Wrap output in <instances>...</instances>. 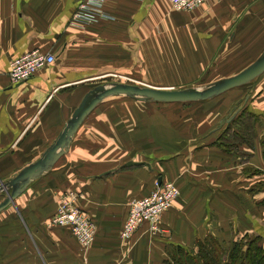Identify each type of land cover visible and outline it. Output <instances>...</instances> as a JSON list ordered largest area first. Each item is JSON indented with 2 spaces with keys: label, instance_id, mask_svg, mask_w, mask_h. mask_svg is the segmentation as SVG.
Listing matches in <instances>:
<instances>
[{
  "label": "crops",
  "instance_id": "obj_1",
  "mask_svg": "<svg viewBox=\"0 0 264 264\" xmlns=\"http://www.w3.org/2000/svg\"><path fill=\"white\" fill-rule=\"evenodd\" d=\"M82 1L0 0L1 181L47 150L89 91L90 81L114 73L143 85L186 88L200 84L219 62L237 58L251 37L264 36V0H209L192 12L176 11L170 0H104L99 15L85 25L74 22ZM261 47L264 41L253 52ZM34 50L54 54L56 64L11 84V62ZM249 91L243 104L256 121L251 131L248 125L232 129L250 135L237 145L238 152L217 145L226 114L219 116L222 105L211 109L213 100L190 105L193 136L172 147L169 141L164 146L163 133L170 129L167 116L161 127H155V113L146 112L139 120L143 112L136 108L137 100L124 97L134 103L125 115L98 113L104 125L97 134L100 140H88L84 134L89 136L95 126L82 125L76 135L83 137L76 140L75 135L53 170L18 198L15 211L24 215L30 229L26 233L23 223H14L18 227L1 244L0 264H25L29 258L32 264H174L172 258L179 262L187 257L175 247L196 256L197 243H209V237L226 251L245 235L261 236L264 244V73ZM160 131L159 147L165 151L159 154L153 148L159 142L153 140ZM109 151L115 154L107 159ZM156 179L174 182L180 192L160 220L162 233L150 234L143 226L121 245L119 232L129 203L148 197ZM43 181L49 191H35ZM64 190L81 193L77 206L97 224L96 239L86 253L69 230L48 225L56 198L50 211L46 202Z\"/></svg>",
  "mask_w": 264,
  "mask_h": 264
},
{
  "label": "rangeland",
  "instance_id": "obj_2",
  "mask_svg": "<svg viewBox=\"0 0 264 264\" xmlns=\"http://www.w3.org/2000/svg\"><path fill=\"white\" fill-rule=\"evenodd\" d=\"M262 41H264V36L260 35V36H256L255 38L251 37L250 38V44H247V47L243 48L245 50L243 53L240 52L241 54L240 53L237 54V58H235L233 61L227 62V63L223 62V61L219 62L220 65L217 66L216 68H214L213 72H212V70H208V72L205 73L202 76L201 80L199 81L200 84L198 83V84H194L192 86H186V88H189V87L190 88L191 87L192 88H200V87L206 86V85H208V84H210L212 82L214 83L217 80L223 79L224 77L228 78L231 75H235L237 73L242 72L248 65H250L253 61H255V59L264 50V48L261 47L260 49H258V51L256 53L253 52V50H255V48L260 47V44L262 43ZM114 82L126 83V84H129V85L130 84L143 85L141 82H139V81L137 82V81L133 80L132 78L128 79L127 77L111 73L110 75H107L106 77H101V79L99 78L97 80L90 81L86 88H87V90L91 89V88L93 89V87L94 86L96 87V85L114 83ZM144 85H146V84H144ZM147 85H149V84H147ZM256 85H257V83L254 84V86L251 87V90H253V88L256 87ZM149 86H154V85H149ZM154 87H157V86H154ZM158 87L159 88H165L164 86H158ZM174 87L175 88H173V89H180V88H178L180 86H174ZM182 88H185V86H182ZM239 88H237L235 90L232 89L231 91L225 93V95H222V96L216 98L215 100H213L214 102L213 101L210 102L209 104H210V106H212L211 109L218 110L220 105L224 106L223 107L224 110L222 109V110L218 111L219 116L226 114L225 116L227 118V116L229 117L230 114H232V116H233L232 122H233L237 118V115H239L240 112L242 111V108H240V106L239 107L236 106L235 104L237 103V101L244 100L243 99L244 96L250 92L249 91V86L248 87H243L242 90L239 89ZM234 95H235L234 100L230 101L231 98H232L231 96H234ZM125 100H127V99H125L124 97H122L121 99L120 98L117 99V97L116 98L113 97V98H109V99L105 100L102 103V105L101 104L98 105L93 110V112L90 114L89 118L84 120V122L82 123V125L88 126V127L90 125H94L95 126V128L91 130V133H90L89 136H88V134H86V135L84 134V136H86L87 139L88 140L90 139L91 141L92 140H100V139L97 138L98 137L97 134L100 131L103 132L104 129L102 130V128L104 127V125H103V123L100 120H98L100 118L96 117V115L98 113H101V115H108L110 111H114V112H116V114L121 112V114L125 115L126 112L134 110L133 109L134 106L132 105L134 103H132L131 101L130 102H125ZM239 103H238V105H239ZM226 104L229 105V108L227 110L225 109L226 107H228V106H226ZM136 108L138 110H142V111H139V112H143L142 113L143 116L139 118V120H141V121H143V119L145 118V115H146L145 113L146 112H148V114L150 113V115H153V113H155V117H153V122L155 123V127L156 126L161 127V125H162V122H161L162 117H166L167 116L166 117V121L169 123L170 129H169L167 134L163 133V134L167 135V140L164 142L166 144L164 146H168L167 143H169V142L171 143L170 144L171 147H172V145L173 146L176 145L178 143V141H180L183 144L186 143V142L188 143V141L191 139L190 137L193 136L192 135L193 132H190L191 128H192V124H191L192 121H190V119L188 117V115H189L188 112H192L193 111V107L190 106V105H188L187 108H186V107H182V105H179V104H173V105H171V104H159V105H157V103H146V102L143 103L141 101H137ZM239 109H241L240 112H239ZM180 110H182L183 113L180 114L179 113ZM165 112H166L167 115H165ZM192 114H195L194 111H193ZM107 119H109V118H107ZM111 119H110V121H111ZM192 119H193V121L201 120L200 117L197 116V115L195 116L196 120L194 118H192ZM110 124H112V122H110ZM194 125L195 126L197 125L196 122L194 123ZM227 125L228 124H226V125L224 124L222 126H223V128H225ZM145 129H146V127H144V132H145ZM161 132L162 131H160L158 133V135H155L154 136L155 138L153 140V143L154 142H159V144L154 143V146H153L155 153H159V154H160V152H164L165 151V147H163V150L159 147L161 142H162L161 139H159V136H160ZM81 134L82 133H80V135H76L75 139L76 140H80L83 137V135H81ZM168 137H169V139H168ZM249 140H251V137L249 138ZM167 141H169V142H167ZM147 143H148V147H149V145H153L150 142H147ZM145 146H146V144H145ZM137 149L138 150H134L135 154L138 153L136 151H139V148H137ZM114 154H115L114 151H109V154L107 155V159L112 158L114 156ZM139 155H141V154H138V156ZM247 158H249V157L247 156ZM140 160H145V159H140ZM175 169H177V167H175ZM158 177H161V174H159V172H158ZM43 182L44 183L42 184L41 187L38 188V186H40V183L36 186L35 191H37V190L38 191L39 190H48L49 191V189H50L49 183L47 181H43ZM169 183H174V182H169ZM35 185L31 186L30 189L34 190ZM154 185H155V188L158 185H160L159 180L155 181ZM155 188H153L152 192L154 191ZM75 191L64 190L62 192V194L58 193L59 194L58 196H56L55 193H53L52 198L47 200V202H46V205H47L46 209L48 211H50V209H53V207H52V205L54 203L53 200H54V198H56V201H55L56 205L54 206V208H55L54 211L56 213L57 212L56 211L57 210V206L59 204H61L62 202H64V200H65L64 198L69 197L70 194L74 195L77 198V200L75 202L76 206H77V204H78L77 201L80 200L83 197L80 196L81 193H79V191H77V193ZM152 192H151V194H152ZM179 196H180V194H179ZM148 197H145V198L148 199ZM31 198H32L31 202H33L34 198L32 196H31ZM145 198H143V199H145ZM4 200H5L4 197L0 196V203L3 202ZM17 200L15 202V205L9 206L7 208V210L5 209L4 211H2L0 213V249H1V244L5 243V238L8 239L10 237V235H11V233L13 231V228H17L18 227L15 224L18 223V224H20V226H22V223H23L24 226H26V233H27V230L30 229L26 225V220L27 219L24 217V215L21 214V212L15 211L16 210L15 208L17 207ZM139 200H142V199L134 200V202L135 201H139ZM134 202H131V203H134ZM174 202H176V201H174ZM174 202H172L171 206H173ZM131 203H129V206H130ZM129 211H130V208H129ZM167 212H165L164 214H166ZM52 218H53V216L50 219H52ZM161 218H160V220H161ZM4 222L8 223V225H3L2 226L1 224L4 223ZM48 224H49V222H48ZM49 227H52V226L49 225ZM123 227H124V225H123ZM55 228H59V227H55ZM161 230L162 229H161V221H160V230H159V232H157L155 234L162 233ZM75 231H77V233H79L80 229L79 230H75ZM121 231H123V228L121 229ZM148 231L149 230L147 228V232ZM97 232H98V228H97V230H95V232L93 234V237H92L93 240L91 241L90 245L87 246L86 248L81 247L80 243H78V240L72 235L73 232L71 230H69L68 234H69L70 238H73L78 243L80 250H82L83 252L86 253L89 250V248L93 246V243H94V241L96 239L95 237H96ZM85 236H86V233L84 234L83 237H85ZM119 237H120L121 245H124L125 243L129 242L128 239L127 240L122 239L121 232H119ZM30 251L33 252L34 250L31 248ZM23 253L24 254H28L26 251H23ZM32 263H34V261L32 259H30V258L27 259V262H25V264H32Z\"/></svg>",
  "mask_w": 264,
  "mask_h": 264
},
{
  "label": "water",
  "instance_id": "obj_3",
  "mask_svg": "<svg viewBox=\"0 0 264 264\" xmlns=\"http://www.w3.org/2000/svg\"><path fill=\"white\" fill-rule=\"evenodd\" d=\"M264 73V52L242 72L223 78L200 88H157L149 85L107 83L100 84L85 93L79 106L74 109L72 117L64 124V129L55 141L44 150L34 163L20 168L13 177L6 181L0 180V196L4 201L0 203V213L15 202L35 181L48 175L54 165L69 151L75 135L88 119L93 110L113 97H127L129 99L159 104L195 103L215 100L232 89L247 86L256 81ZM233 116L230 115L221 122V126L230 124ZM131 163V162H130ZM133 164V163H131ZM139 165L138 163H134ZM160 185L162 180L159 181Z\"/></svg>",
  "mask_w": 264,
  "mask_h": 264
},
{
  "label": "built area",
  "instance_id": "obj_4",
  "mask_svg": "<svg viewBox=\"0 0 264 264\" xmlns=\"http://www.w3.org/2000/svg\"><path fill=\"white\" fill-rule=\"evenodd\" d=\"M209 0H170L171 7L176 11L192 12ZM104 0H83L74 15V22L82 23L94 20V15H99ZM56 64V56L50 53L34 50L11 62L9 66V81L11 84H19L36 76L41 70H45ZM178 186L174 183L164 182L158 185L152 194L145 199L131 203L128 217L125 220L121 237L130 240L135 231L147 226L148 233L155 234L160 230V218L172 208V202L179 197ZM64 202L57 206V212L49 220L52 227L71 230L72 235L78 240L81 247L86 248L93 240V234L97 230V224L91 220V216L80 207L76 206L77 198L70 194L64 198ZM79 233L75 230H79ZM86 233V236L84 234Z\"/></svg>",
  "mask_w": 264,
  "mask_h": 264
},
{
  "label": "trees",
  "instance_id": "obj_5",
  "mask_svg": "<svg viewBox=\"0 0 264 264\" xmlns=\"http://www.w3.org/2000/svg\"><path fill=\"white\" fill-rule=\"evenodd\" d=\"M251 85L252 83L243 87H248ZM242 88L240 87L239 89L242 90ZM244 100H240L241 102L237 101V103L235 104L238 107L240 106V108H242V111L241 109H239V112L240 111L241 112L240 114L238 113L239 115H237V118L222 130L221 135L218 138L219 141L217 143L219 148L227 147L231 149L230 152L231 151L238 152L239 150L237 145L240 144L241 142L245 143L246 135L250 136L249 133H247V130L245 131L244 136H240L239 134H236L235 132L232 131V129H234L235 126H240V125L243 126L248 125L247 129L251 131L253 126L255 125L256 116L254 115L253 112L248 111L249 108L246 106V104H243ZM195 103H199V102H195ZM176 104L182 106L184 105L188 106L194 103H187V104L176 103ZM245 118H248L249 121H246ZM209 239H210L209 243L208 240H206L205 243L204 242L197 243L198 250L196 256H194V252L191 253L185 248H181L179 246L178 248L175 247V249L177 250V254H182L183 257L185 256L187 257L185 260L179 259V262H176L175 258L174 259L172 258L173 263L174 264H264V244L262 242L263 238H261V236L245 235L241 239L235 241L231 246L232 249L231 250L229 249V251L217 247L216 241L213 237H209ZM225 255H227L225 260H222V258Z\"/></svg>",
  "mask_w": 264,
  "mask_h": 264
},
{
  "label": "bare ground",
  "instance_id": "obj_6",
  "mask_svg": "<svg viewBox=\"0 0 264 264\" xmlns=\"http://www.w3.org/2000/svg\"><path fill=\"white\" fill-rule=\"evenodd\" d=\"M225 95V94H224Z\"/></svg>",
  "mask_w": 264,
  "mask_h": 264
}]
</instances>
